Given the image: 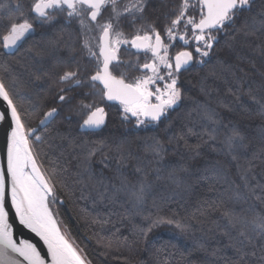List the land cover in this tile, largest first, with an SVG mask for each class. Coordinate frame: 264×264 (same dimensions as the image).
Wrapping results in <instances>:
<instances>
[{"label": "snow or ice", "instance_id": "obj_1", "mask_svg": "<svg viewBox=\"0 0 264 264\" xmlns=\"http://www.w3.org/2000/svg\"><path fill=\"white\" fill-rule=\"evenodd\" d=\"M149 3L150 0H128L127 3L122 0H36L26 11L20 0L15 4L11 0H0V49H3L0 57L4 58V74H0V101H3L0 124L7 125L6 168L0 167V264H92L61 232L50 210V204L59 199L57 185L65 191L69 187L67 180L55 168L49 175L39 164L40 153L34 147L44 142L38 129H46L62 108L72 106L71 113L81 117L82 122L77 121V125L83 133H93L105 126L108 113L97 99L118 103L123 113L122 123L134 118L135 127L146 128L168 121V128L164 129L167 132L172 128L169 113L183 99L184 86L180 80L182 70L187 71L188 65L195 63L207 68L201 78L203 88L224 66L218 59L217 64L208 67L222 39L228 48L251 47L255 43L264 56V0H179L167 12L153 9L155 14L151 17ZM61 18L65 24L58 28ZM73 23L77 25L75 35L70 30L65 41V26ZM45 26L55 30L53 35L41 33L45 44L30 45L27 49L29 64L24 65L31 71L34 81L44 82L50 89L52 104L37 111L21 102L14 87L18 76L7 57L19 52L37 29ZM125 28L131 31V38L125 35ZM97 32L98 36L94 35ZM78 38H82L79 49L76 47ZM93 38L97 40L95 45ZM177 40L185 46L191 45L193 50L170 56L169 49ZM61 43H67L70 57L58 61L61 65L58 70L46 68L45 57L50 55V49L58 48ZM122 46L144 53L143 63L137 57L136 63L128 65L141 72L131 81L123 72L115 74L123 63ZM77 51L85 54L81 57L83 64L75 55ZM253 84L254 81L245 85L243 79H238L237 86L228 89L232 99L220 101L219 106L237 115L255 112L261 120L256 137L246 136L238 123L221 117L207 104L194 102V109L201 112L206 121L201 125L203 132L196 133L191 128L187 133L173 131L166 141L158 136L144 137L140 147L146 155L135 157L134 171L141 174L135 182L128 180L122 171L132 157L126 141L109 144L104 140H83L74 145L79 148L78 156L81 157L77 173L81 177L79 182L89 194L95 193L93 199L117 202L124 193L126 203L131 204L126 212L141 216L144 221L133 225L134 233H139L133 239L118 237L115 233L111 237L97 236L103 254L117 253L114 258L122 260L123 264H169L168 254L163 249L150 251L139 246L146 245L149 234L162 224L175 225L181 232L191 225L175 219L176 213L162 215L163 209L155 199L152 207L156 212L144 214L153 187L149 176L154 172L156 180L162 178L161 171L170 166L165 164V157L170 151H177L181 142L187 151L198 154L200 144H189L187 139L194 134L203 143L219 141L237 162L241 158L248 160L247 166L237 163L239 183L231 182L235 187L230 189L228 201H214L206 209L218 212L223 218V224L214 223L217 231L227 239V244L210 254L223 264H264V168L257 173V165L253 163L258 158L264 165V80L255 87ZM203 90L207 92L206 88ZM34 120L39 122L37 127L32 126ZM254 140L258 144L254 145ZM113 146L115 157L108 154ZM249 154L252 159H248ZM97 155L104 168L110 167L107 161L116 160L119 187L103 173L99 176L94 173L92 159ZM187 171V168L179 169V172ZM168 178L174 183L180 182L175 168ZM17 222L43 241L46 254L28 239L15 238ZM229 249L230 256L227 255ZM141 251L149 253L147 260L137 255Z\"/></svg>", "mask_w": 264, "mask_h": 264}, {"label": "trees", "instance_id": "obj_2", "mask_svg": "<svg viewBox=\"0 0 264 264\" xmlns=\"http://www.w3.org/2000/svg\"><path fill=\"white\" fill-rule=\"evenodd\" d=\"M11 2L15 4L16 0H11ZM35 2L36 0H20L26 11ZM172 7L171 4H168L167 11ZM155 9L163 12L161 6ZM150 13L153 14L154 11H149ZM42 32L51 36V29L47 26L37 29L19 52L7 57L18 76L14 87L22 98L21 102L37 111L43 110L44 105L52 104L49 95L50 89L46 83L34 81L31 71L26 70L24 65L29 64L28 47L32 44H45V41L41 39ZM214 51L215 55L211 57L208 67L217 64L218 59L224 62V66L219 70L216 78H210L203 85L207 92L203 90L201 84V78L207 71L206 67L200 65L182 72L180 83L184 86L183 99L180 105L169 113L172 128L167 132L164 129L168 128V121L146 128L143 126L129 128L119 120L113 111H110L107 124L101 131L83 133L77 125V121H81L80 116L71 113V109L67 111L65 107L60 110V114L46 129H38V134L44 138L42 144H34L36 151L40 153L39 164L49 175L52 174L51 169L55 168L66 178L69 186L67 190L61 191L57 185L59 199L56 202L58 208L56 218L58 225L69 242L78 247L81 254L87 256L92 264H123L122 260L114 258L118 255L117 253L103 254L104 249L97 244V236L111 237L115 233L118 237L124 236L133 239L139 236L138 232L134 233L133 225L141 224L144 221L141 216L129 215L126 212V208L131 209V204L126 203L124 193L120 194L117 202L93 199L95 193L89 194V191L84 189L83 183L79 182L81 177L77 173L80 171L78 166L81 157L78 156L79 148L74 145L83 140H104L109 144L113 141H126L132 157L126 162V167L122 171L128 180L135 182L136 177L141 175L134 171L137 163L135 157L146 155L140 147L144 137L158 136L166 141L173 131L178 134L180 132L187 133L191 128L196 133L203 132L201 125L206 121L203 120L201 112L194 109V102H198L200 105L207 104L210 109H215L221 117L231 118L238 123L249 138L257 136V126L261 120L255 112L237 115L220 107L219 102L232 99L228 89L236 87L238 79H243L245 85L254 81L253 87L264 80V56L255 47V43L251 47L237 45L235 48H228L223 39ZM69 54L71 53L67 43H61L56 50L50 49V55L45 57L44 66L58 70L61 66L58 61L65 59ZM3 60L4 58L0 57V74H4ZM244 90L247 91V86ZM244 99L248 98L245 96ZM97 103L101 106L100 101ZM225 122H227L226 119ZM38 123V120H34L32 126L37 127ZM187 139L189 144H200L197 150L198 154L187 151L183 142L180 143L177 151H170L167 154L165 164L170 166L161 171L162 178L156 180V174L150 173L149 179L153 187L146 200L144 214L156 212V209L152 207V201L155 199L163 209L162 215L171 216L176 213L175 219L182 220L183 223L189 224L191 227L187 231L181 232L175 225L162 224L149 234L148 243L139 247L147 248L150 251H154L156 248L163 249L168 254L166 258L169 264H223L218 257L211 255L210 252L227 244V239L217 231L216 223H214V221H218L223 224L224 220L218 212L211 213L206 209L214 201L217 203L221 200L228 201L231 194L230 189L235 187L231 182L239 183L237 163L247 166L248 160L244 158L238 162L233 160L225 146L219 141L203 143L194 134L188 135ZM253 144H258V141L254 140ZM108 154L115 157L114 146ZM248 159H252L251 154ZM100 160L99 155L92 159L94 173L97 176L103 173L106 178H110L112 183L119 187L120 179L115 173L116 160L107 161L110 165L109 168H104ZM253 163L257 165L255 169L257 173L261 171V168H264L258 158ZM173 168L177 170L180 181L178 184L168 178ZM180 168H187L188 171L179 172ZM82 189L84 190L83 197ZM69 192L71 195L67 194ZM137 255L145 260L149 258L148 252L141 251ZM227 255H232L230 249Z\"/></svg>", "mask_w": 264, "mask_h": 264}, {"label": "flooded vegetation", "instance_id": "obj_3", "mask_svg": "<svg viewBox=\"0 0 264 264\" xmlns=\"http://www.w3.org/2000/svg\"><path fill=\"white\" fill-rule=\"evenodd\" d=\"M122 2L127 3L128 0H122ZM178 3H179V0H163V2H162V0H150L148 15L150 17L153 16L154 13L149 14V11L151 12L156 7L161 6V11L167 12L168 4H171L173 6V5H177ZM165 4L167 5V7H165ZM105 15H107V14H105ZM61 24H65V22L62 18L60 19L59 23L57 24V27L59 28ZM76 27H77V25L75 23H73L70 26H65V29H64L65 41H67V37H68L70 30H72L73 35H75L74 30L76 29ZM124 30H125V35L128 36L129 38H131V31L128 30L127 28H125ZM54 31L55 30L51 29V35H53ZM94 35L98 36V32ZM165 41L167 42L166 38H165ZM80 43H82V38H78L76 40L77 49H79ZM92 43H93V45H95L97 43V40L93 38ZM125 49H127V50H125ZM183 50L191 51V50H193V48L191 45L185 46L182 41L177 40V41L173 42V46L169 49V55L174 57L177 52L183 51ZM70 55L71 54H69L66 58H69ZM75 55L80 60L81 64H83V59H81V57H83L85 54L80 52V51H77L75 53ZM120 56H121V61L123 63L121 64V66L119 68L116 69L115 74H120L121 72H123L129 81L133 80L136 76L141 75V72L139 70H137L135 68H130V67H128V65H129V63H132V64L136 63L137 57H139V62L143 63L144 53H136V50L132 49L130 46H122ZM198 66H200V65L193 63V64L188 65L187 68L189 70V69H192L193 67H198ZM182 72H183V70H182ZM97 101H99V100L97 99ZM100 103H101V106H105V110L107 113H109L110 111H113L115 113V115L119 118V120L121 121V117H122L123 113H122V109L118 103L110 104V103H107L106 101H100ZM71 107H72L71 105L65 106L67 111L69 109H71ZM107 118H108V116H107ZM107 118H106V124H107ZM80 120H81V117H80ZM81 122H82V120H81ZM123 123H125V125H127L129 128L135 127V119L134 118H132V120L130 122H123ZM149 126H152V125H149Z\"/></svg>", "mask_w": 264, "mask_h": 264}, {"label": "water", "instance_id": "obj_4", "mask_svg": "<svg viewBox=\"0 0 264 264\" xmlns=\"http://www.w3.org/2000/svg\"><path fill=\"white\" fill-rule=\"evenodd\" d=\"M107 103L113 104L116 102H107ZM0 110H3V101H0ZM105 125H106V122H105ZM104 127L100 128V129H96V130H94V132H99ZM6 128H7L6 123L0 124V167H5V168H6V151H5V149H6V145H5ZM14 234H15V238L17 240L28 239L31 243L36 244L37 248L39 250H41L42 254L47 253V248L43 244V241L40 240L39 237H37L34 233L30 232L27 229H24L22 226H19L18 222H17V227L14 229Z\"/></svg>", "mask_w": 264, "mask_h": 264}, {"label": "rangeland", "instance_id": "obj_5", "mask_svg": "<svg viewBox=\"0 0 264 264\" xmlns=\"http://www.w3.org/2000/svg\"><path fill=\"white\" fill-rule=\"evenodd\" d=\"M51 199V198H50ZM57 204L54 203V204H50V210L52 211L53 213V216H54V219L57 221V218H56V214H57ZM58 223V221H57ZM62 232V231H61Z\"/></svg>", "mask_w": 264, "mask_h": 264}]
</instances>
